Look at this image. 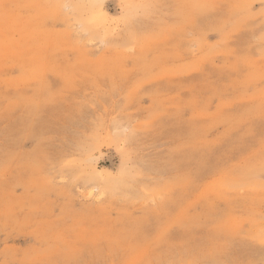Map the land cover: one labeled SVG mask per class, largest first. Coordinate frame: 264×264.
<instances>
[{
    "label": "rangeland",
    "instance_id": "1",
    "mask_svg": "<svg viewBox=\"0 0 264 264\" xmlns=\"http://www.w3.org/2000/svg\"><path fill=\"white\" fill-rule=\"evenodd\" d=\"M61 3L0 0V264H264V0Z\"/></svg>",
    "mask_w": 264,
    "mask_h": 264
},
{
    "label": "clouds",
    "instance_id": "2",
    "mask_svg": "<svg viewBox=\"0 0 264 264\" xmlns=\"http://www.w3.org/2000/svg\"><path fill=\"white\" fill-rule=\"evenodd\" d=\"M61 7L66 13L71 14L76 11V4L74 3V0H62ZM121 131L127 133L128 129L127 127L123 128L122 130L119 128L116 129L117 134H119Z\"/></svg>",
    "mask_w": 264,
    "mask_h": 264
},
{
    "label": "bare ground",
    "instance_id": "3",
    "mask_svg": "<svg viewBox=\"0 0 264 264\" xmlns=\"http://www.w3.org/2000/svg\"><path fill=\"white\" fill-rule=\"evenodd\" d=\"M93 191H95V189H94ZM86 194H87V193H86ZM100 194H102V193L100 192ZM90 195H91V194H90ZM90 195H89V196H90ZM89 196H88V197H89ZM85 197H86V196H85ZM83 198H84V197H83ZM98 199H99V197H98Z\"/></svg>",
    "mask_w": 264,
    "mask_h": 264
}]
</instances>
